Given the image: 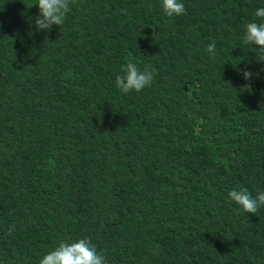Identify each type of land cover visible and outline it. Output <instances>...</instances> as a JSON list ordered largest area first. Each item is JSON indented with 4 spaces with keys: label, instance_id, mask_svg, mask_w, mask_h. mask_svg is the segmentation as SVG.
Here are the masks:
<instances>
[{
    "label": "trees",
    "instance_id": "16d2710c",
    "mask_svg": "<svg viewBox=\"0 0 264 264\" xmlns=\"http://www.w3.org/2000/svg\"><path fill=\"white\" fill-rule=\"evenodd\" d=\"M182 2L72 0L46 33L36 0H0V264L83 237L107 264H264V207L228 197L264 191V53L243 42L264 0ZM128 61L151 86L116 87Z\"/></svg>",
    "mask_w": 264,
    "mask_h": 264
},
{
    "label": "clouds",
    "instance_id": "9594fccd",
    "mask_svg": "<svg viewBox=\"0 0 264 264\" xmlns=\"http://www.w3.org/2000/svg\"><path fill=\"white\" fill-rule=\"evenodd\" d=\"M72 0H36L35 5L39 9V15L35 18L37 32L51 31L53 25L60 27L65 22L70 11ZM162 11L168 16H180L185 14V5L182 0H161ZM122 13L126 10L122 9ZM254 16L260 18V22H248L245 25L243 42L246 45L257 46L264 53V7L257 8ZM205 51L211 58L216 56V44L213 41L206 46ZM259 61H264V56ZM245 80L251 78L253 73L241 69ZM122 75L115 78L116 87L124 94L131 91L140 92L151 86L155 73L146 66L143 70L131 61L121 65ZM230 200L240 206L244 213L256 214L264 207V191H259L253 196L246 187L233 189L228 192ZM13 228H9V234ZM39 264H107L106 257L97 251L96 245L87 237L79 238L73 242L60 241L58 246L44 255Z\"/></svg>",
    "mask_w": 264,
    "mask_h": 264
}]
</instances>
